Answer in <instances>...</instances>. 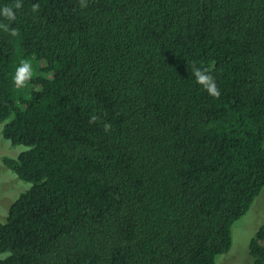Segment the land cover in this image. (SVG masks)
<instances>
[{
  "label": "trees",
  "instance_id": "1",
  "mask_svg": "<svg viewBox=\"0 0 264 264\" xmlns=\"http://www.w3.org/2000/svg\"><path fill=\"white\" fill-rule=\"evenodd\" d=\"M86 2L0 16L20 33L0 28L1 133L25 147L2 161L30 185L0 264H215L264 188V0ZM249 254L264 264V224Z\"/></svg>",
  "mask_w": 264,
  "mask_h": 264
},
{
  "label": "rangeland",
  "instance_id": "2",
  "mask_svg": "<svg viewBox=\"0 0 264 264\" xmlns=\"http://www.w3.org/2000/svg\"><path fill=\"white\" fill-rule=\"evenodd\" d=\"M3 124L0 125V222L4 224L8 216V209L18 197L26 192L30 185L19 180L4 164L3 158L15 159L25 147L12 146L2 137ZM264 224V188L254 199L249 210L231 227V248L217 256L215 264H251L249 242L255 232ZM8 253L0 254V260Z\"/></svg>",
  "mask_w": 264,
  "mask_h": 264
},
{
  "label": "clouds",
  "instance_id": "3",
  "mask_svg": "<svg viewBox=\"0 0 264 264\" xmlns=\"http://www.w3.org/2000/svg\"><path fill=\"white\" fill-rule=\"evenodd\" d=\"M79 4L81 8H86L87 2L86 0H79ZM23 7L22 0H13L12 5H6L2 9H0V16L4 17L9 22L16 20V10H19ZM39 4H34L32 6V12L36 13L39 10ZM0 28L4 31L9 32L11 36L18 37L20 35L18 29L12 28L9 29L7 24H0ZM192 74L195 77L196 83L200 85L210 96L214 98H219L220 91L216 84L215 78L210 74V70L208 68H199L193 65ZM32 77V65L29 61L23 60L20 63V66L16 69L15 76L13 78L14 85L17 88H22L25 84L31 80ZM99 119L98 116H91L89 118V123L94 124ZM111 125L105 124L104 130L110 131Z\"/></svg>",
  "mask_w": 264,
  "mask_h": 264
}]
</instances>
